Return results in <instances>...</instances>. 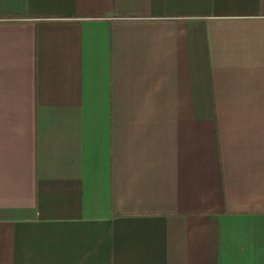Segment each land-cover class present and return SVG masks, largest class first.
Masks as SVG:
<instances>
[{
    "label": "crops",
    "instance_id": "1",
    "mask_svg": "<svg viewBox=\"0 0 264 264\" xmlns=\"http://www.w3.org/2000/svg\"><path fill=\"white\" fill-rule=\"evenodd\" d=\"M0 264H264V0H0Z\"/></svg>",
    "mask_w": 264,
    "mask_h": 264
}]
</instances>
